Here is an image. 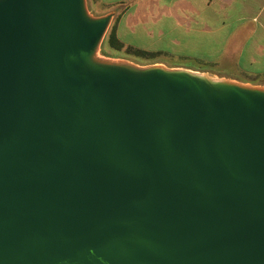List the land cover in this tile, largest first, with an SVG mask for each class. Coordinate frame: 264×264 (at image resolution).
Segmentation results:
<instances>
[{
	"label": "water",
	"instance_id": "95a60500",
	"mask_svg": "<svg viewBox=\"0 0 264 264\" xmlns=\"http://www.w3.org/2000/svg\"><path fill=\"white\" fill-rule=\"evenodd\" d=\"M77 5L0 0V264H264V96L88 69Z\"/></svg>",
	"mask_w": 264,
	"mask_h": 264
},
{
	"label": "crops",
	"instance_id": "0c3cea01",
	"mask_svg": "<svg viewBox=\"0 0 264 264\" xmlns=\"http://www.w3.org/2000/svg\"><path fill=\"white\" fill-rule=\"evenodd\" d=\"M116 30L124 44L183 56L185 62L234 56L237 72L225 76L264 85V0H134Z\"/></svg>",
	"mask_w": 264,
	"mask_h": 264
},
{
	"label": "bare ground",
	"instance_id": "6f19581e",
	"mask_svg": "<svg viewBox=\"0 0 264 264\" xmlns=\"http://www.w3.org/2000/svg\"><path fill=\"white\" fill-rule=\"evenodd\" d=\"M77 13L79 19L82 22L92 21V16L86 8L85 0H78ZM83 65L88 69L102 68L124 72L126 77L129 78V80L134 84L140 82L145 73L150 70L157 69L162 71L163 73H168L169 71L164 65L160 63L138 65L125 59L100 61L93 51H88L84 54ZM233 87L242 88L244 90H248L264 96L263 85L241 83L239 81L224 79L222 77L220 79L209 80L205 82L206 96L202 102V105H207L209 103L217 102L219 100L227 98L229 96V90Z\"/></svg>",
	"mask_w": 264,
	"mask_h": 264
},
{
	"label": "rangeland",
	"instance_id": "374dc122",
	"mask_svg": "<svg viewBox=\"0 0 264 264\" xmlns=\"http://www.w3.org/2000/svg\"><path fill=\"white\" fill-rule=\"evenodd\" d=\"M132 1L134 0L123 2V3H118V4H113V5H106L100 2L99 0H87V5H88L90 13L93 16H100L102 14H106V13L114 11L115 15L112 19V22H111L112 24L113 21L115 20V17L118 15V13H121L122 15L124 11H126L127 8L130 6ZM146 1L150 2L151 0H146ZM151 44L153 45V43ZM126 45L132 46L127 43ZM108 50L113 56H115L113 58L125 59V60L132 61L133 63L139 64V65L160 63L167 67H185V66H180V65H189L188 63H190L188 61L185 62L187 59L184 58L183 56H177L174 54H170L168 52H161L160 55H158L156 58L150 59V58L137 57L126 51H116V50H111V49H108ZM100 54L103 55L101 51L99 55ZM106 57H109V56H106ZM234 60H235L234 56H226L225 58H221L216 62H207L210 65V69L205 72L215 74L216 76H219V77L231 78L230 76H225L223 72L228 73V74L237 72L236 62H235L236 60L235 61ZM183 62H185V64ZM174 65H178V66H174ZM237 80L242 81V82L250 81L249 83H252V84H258L257 82H259V80L257 79L256 80L251 79V78L247 79L246 76H242V75H240V77H238ZM258 85H262V84H258Z\"/></svg>",
	"mask_w": 264,
	"mask_h": 264
},
{
	"label": "trees",
	"instance_id": "16d2710c",
	"mask_svg": "<svg viewBox=\"0 0 264 264\" xmlns=\"http://www.w3.org/2000/svg\"><path fill=\"white\" fill-rule=\"evenodd\" d=\"M121 13H118V15L115 17V20L113 23L110 25L107 34L105 35V38L101 44L100 51L102 52L103 55L109 56V57H115L113 56L108 49L111 50H116V51H126L130 54H133L137 57H143V58H156L158 55H160L161 52L158 51H151V50H146L138 47H133V46H127L124 44L119 37L117 36V22L120 17ZM185 64V62H183ZM201 63V64H199ZM189 65H180V66H185L188 68H192L195 70H201V71H207L210 69V65L207 62H193L191 61L188 63ZM178 66V65H174Z\"/></svg>",
	"mask_w": 264,
	"mask_h": 264
}]
</instances>
